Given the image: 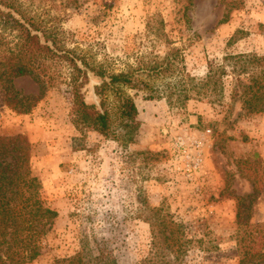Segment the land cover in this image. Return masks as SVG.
<instances>
[{
  "label": "rangeland",
  "instance_id": "1",
  "mask_svg": "<svg viewBox=\"0 0 264 264\" xmlns=\"http://www.w3.org/2000/svg\"><path fill=\"white\" fill-rule=\"evenodd\" d=\"M230 1L22 0L67 48L109 73L140 68L151 87L124 90L140 123L125 143L75 126L66 68L27 114L6 105L0 84V135L27 138L42 198L58 212L41 255L27 264H60L78 253L91 264L102 255L144 264L155 252L151 224L163 215L183 225L179 264H239L236 196L253 192L260 160L264 174V112L248 114L232 98L228 58L264 55V0H238L222 21ZM165 58L173 75H150ZM211 66L214 83L200 93ZM96 83L92 77L83 88L88 103L98 100ZM14 85L23 95L39 93L28 76ZM261 188L254 224H264Z\"/></svg>",
  "mask_w": 264,
  "mask_h": 264
},
{
  "label": "trees",
  "instance_id": "2",
  "mask_svg": "<svg viewBox=\"0 0 264 264\" xmlns=\"http://www.w3.org/2000/svg\"><path fill=\"white\" fill-rule=\"evenodd\" d=\"M183 1L190 6L194 0ZM240 5L238 0L228 2L222 21ZM165 59L161 65L150 66L149 74L173 75V65ZM228 59L236 77L232 98L240 100L248 114L264 112V55L238 54ZM62 68L68 70L75 126L91 129L106 138L133 142L140 127L139 111L134 99L124 90L151 88L141 77V69L130 67L127 71L109 73L77 50L63 45L60 32L27 12L22 0H0V84L6 90V105L19 113H29L56 84V72ZM219 69L220 77L226 75V67ZM214 74L211 66L207 78L200 83V93L205 94L211 88ZM26 76L37 83L38 95H23L15 88L14 81ZM92 77L97 81L96 103H88L83 92ZM30 160V143L25 136L0 135V264H27L36 260L58 217V212L42 198V182L33 172ZM256 166L253 192L236 196L239 264H264V224L252 222V208L264 182L263 161H258ZM151 225L155 252L144 264H179L186 249L183 225L169 215L158 216ZM59 263L91 264L92 260L78 253ZM93 263L118 264L114 259L105 260L103 255Z\"/></svg>",
  "mask_w": 264,
  "mask_h": 264
},
{
  "label": "built area",
  "instance_id": "3",
  "mask_svg": "<svg viewBox=\"0 0 264 264\" xmlns=\"http://www.w3.org/2000/svg\"><path fill=\"white\" fill-rule=\"evenodd\" d=\"M201 160H202V158H200V160H198V165L200 164Z\"/></svg>",
  "mask_w": 264,
  "mask_h": 264
}]
</instances>
